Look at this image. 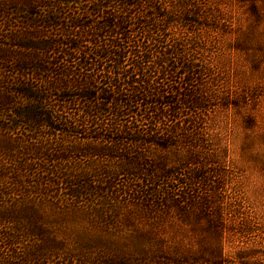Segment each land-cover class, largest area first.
Segmentation results:
<instances>
[{"label": "rangeland", "instance_id": "374dc122", "mask_svg": "<svg viewBox=\"0 0 264 264\" xmlns=\"http://www.w3.org/2000/svg\"><path fill=\"white\" fill-rule=\"evenodd\" d=\"M0 264H264V0H0Z\"/></svg>", "mask_w": 264, "mask_h": 264}, {"label": "trees", "instance_id": "16d2710c", "mask_svg": "<svg viewBox=\"0 0 264 264\" xmlns=\"http://www.w3.org/2000/svg\"><path fill=\"white\" fill-rule=\"evenodd\" d=\"M167 99V98H166ZM155 102L157 103V100H155ZM165 103L168 104H172L173 103V108H170V113L173 114L174 111L177 109L176 106L174 105L173 101L168 102V100H166ZM165 103H160L161 107H160V111L163 113V117H166L168 115L167 110H165L163 107H165ZM178 103H180V100H178ZM175 116V114H174ZM173 117V115H172ZM128 135V134H127ZM133 136V135H132ZM129 136V137H120L116 140H120L118 143L121 142V140L126 139L128 141L126 147L122 145V147H111L112 149H120V151L122 149H124L126 152L129 151L130 149H134L135 153H126V155L128 157H125L124 155H122L123 159V165L125 167H128L131 170H134L136 172L142 171L146 174H149L150 176L155 175L156 172H160L163 175L161 176V178H163L164 181H167V183H169L168 186H166V188L162 187H158V186H154V184H152L150 181V179L147 178H142L141 181V185L139 184H130L128 186V191H130L133 195V197L136 199L137 203L142 204V206H148V204L151 202L156 203V204H167L170 207H178L180 206V190H178L179 188H174V185H172L174 182L177 184H180V180L178 179V177H176L175 174H177L178 170H180V165H195L194 167H197L196 164L198 165H203L202 162H198V158L197 156H195V154L192 152L189 156V158H187L188 160H183L180 162V145H177V142H173V138H170V136H168V139L164 140L163 144H159V147L163 150L171 151L168 152L167 154H165L164 156L168 155L170 158V164L167 160L166 157H161V156H157L153 159H149V157L146 155L148 153V150L146 149V146L144 145V141L146 139H143L142 136L138 137V136ZM151 141V140H150ZM117 143V144H118ZM116 146V145H115ZM123 150V151H124ZM112 151V150H110ZM109 151V152H110ZM188 154V153H185ZM194 154V155H193ZM171 165L172 168H179L178 170L176 169L175 171H172L171 168L165 169L164 167H169ZM204 166V165H203ZM196 172V171H195ZM136 176H138V174H136ZM134 177V175L132 174V178ZM135 179H133V181L138 180L139 177H134ZM191 186H190V191L192 192V194H195L196 190L193 188L195 187V184H198L201 180L202 177L197 176L196 174H194L191 178ZM132 181V182H133ZM152 184V185H151ZM200 184V183H199ZM204 184V183H203ZM202 184V185H203ZM151 185V186H150ZM196 195V194H195ZM198 200V199H197ZM200 200V198H199ZM198 200V201H199ZM165 203H162V202ZM199 206H192L195 209L201 210L204 209L205 207H209L206 201V199L202 198L201 202H196ZM216 221V220H215ZM218 239V238H217Z\"/></svg>", "mask_w": 264, "mask_h": 264}]
</instances>
